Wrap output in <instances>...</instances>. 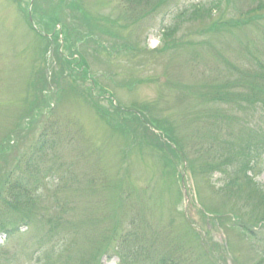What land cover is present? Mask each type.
<instances>
[{"label": "rangeland", "instance_id": "obj_1", "mask_svg": "<svg viewBox=\"0 0 264 264\" xmlns=\"http://www.w3.org/2000/svg\"><path fill=\"white\" fill-rule=\"evenodd\" d=\"M258 1L0 0V182H41L0 264H119L138 216L182 264H264V121L237 110L244 71L249 99L264 87ZM184 209L200 250L167 240Z\"/></svg>", "mask_w": 264, "mask_h": 264}, {"label": "trees", "instance_id": "obj_2", "mask_svg": "<svg viewBox=\"0 0 264 264\" xmlns=\"http://www.w3.org/2000/svg\"><path fill=\"white\" fill-rule=\"evenodd\" d=\"M124 1L127 4L130 3L131 5L133 4L134 6L142 8V9L148 8V10L151 12L152 10H154V7H155L154 3L159 4V1L161 0H124ZM260 2L262 1L259 0L258 6L252 9V13H255L258 10L264 8V4H260ZM214 3L216 2L211 3L212 5L208 3L209 5L208 10L211 11V13H215L218 10L219 3L221 2H218L215 6H213ZM249 11L250 10H248V12L245 13V15H247ZM198 13H194V16H196ZM234 23L237 24L236 21ZM225 24L223 25L225 26ZM261 65H262L261 67H263V64ZM262 69L263 68H260V71L262 72V76L260 77V80L262 83H264V70ZM236 71H238L239 74H241V71H239L238 69H236ZM247 71L248 70L244 71L243 76H242L243 80L242 81L240 80V83H239V85L242 86L243 88L244 94L242 95V97L240 95L239 96H240V101H243L246 106L248 105L250 106L245 107L244 109L239 106L237 107V110L243 112L244 115L246 116L250 115L251 113L259 112L260 119L264 121V98H262L264 97V87H262L259 91H257V94L260 95L259 99L256 98L255 101H252L251 99H249L248 95H245V91L252 90L255 92V88H253L249 84H245L246 81H250L249 79L250 74ZM226 96L228 97V93H226ZM231 97H234V95ZM254 99H255V96H254ZM261 149H262V152H261L262 154L264 153V140L259 146V150ZM163 163H164V167H167V168L171 167L169 161L165 157H163ZM14 168L16 170H19V164H16ZM167 168H164L163 175L165 176H166ZM174 175H177V170L175 169L173 173H171V176L169 177L171 179V185L172 183L175 184L174 183L175 180L173 179ZM40 184H41L40 180H34L32 182L31 178L26 177L25 175H23L21 178H17L16 180H13L7 177L5 180L0 182V204L2 203L3 204L2 207H4L5 209L0 214V233L11 234V232L13 231V228L16 226L18 221H23L24 223V221L27 220V217L22 215L21 212L19 211L18 205L20 202L23 205L28 204V202L31 199H33L32 195L38 193V191L40 190V187H39ZM168 184L170 186L169 180H168ZM177 200L178 201L180 200L179 193L177 194ZM262 200L264 201V196L262 197ZM11 207L16 209V212L15 210H12L13 214H19V216L20 215L21 216L20 217H10ZM137 221L144 226L143 232L139 231L141 224L137 225L136 223H134L132 231L129 234L125 235L124 237H120L121 241L118 242L116 246H113L110 250L109 245H107L106 243V245L103 246V249H101V251L103 250L102 252H107L110 250L112 254L118 258L119 264H182L180 254L172 258L170 254L165 253V251L158 253L157 249H153L151 245L147 244L148 242L154 241V238H156L157 236L159 237V233H161L162 231L158 229H153L151 226H149V224L144 219H139V216H138ZM171 224L172 223L170 222L169 223L170 227H171ZM184 226L186 228V234L180 233V229L179 231L178 229H174L173 235H172L171 232L167 229V231L170 232V236L167 240L170 239L175 242L178 241L180 244L183 241H185L187 238H189L191 239V243L193 242L194 244H196V237L194 236V233L192 237V233L188 225L184 223ZM114 229L116 228L113 227V229H111L109 233V235H111V238L117 237V234L115 235ZM127 239L128 241H126ZM144 239H148V242H144ZM128 242H129V245L126 246V243ZM199 245L200 243H198L197 245L198 249L200 250L202 247ZM194 246L196 248V245ZM150 250H153V251H150Z\"/></svg>", "mask_w": 264, "mask_h": 264}]
</instances>
